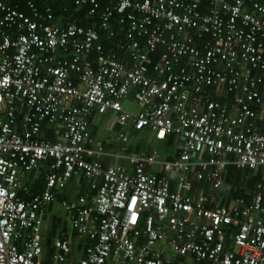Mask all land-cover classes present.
I'll list each match as a JSON object with an SVG mask.
<instances>
[{
  "label": "built area",
  "instance_id": "1",
  "mask_svg": "<svg viewBox=\"0 0 264 264\" xmlns=\"http://www.w3.org/2000/svg\"><path fill=\"white\" fill-rule=\"evenodd\" d=\"M84 4L89 26L0 0V264H44L42 215L79 177L93 194L60 203L83 254L73 263L57 238L50 264H264V184L250 200L212 194L227 166H264V0H74ZM92 113L119 125L121 152L91 146ZM42 122L56 140L40 137ZM127 127L176 138V157L131 152ZM42 168L45 188L20 196ZM191 179L210 191L196 197Z\"/></svg>",
  "mask_w": 264,
  "mask_h": 264
},
{
  "label": "crops",
  "instance_id": "2",
  "mask_svg": "<svg viewBox=\"0 0 264 264\" xmlns=\"http://www.w3.org/2000/svg\"><path fill=\"white\" fill-rule=\"evenodd\" d=\"M124 105L126 108H132L133 107V102L132 99H128L124 102ZM260 125H262L261 129L264 127V119L261 121ZM133 127H127L124 128V132L128 133L130 136V141H129V148L134 145H136V140L137 136L134 137L135 133L134 130L132 129ZM89 129L92 135V138L94 140L93 144L91 146H95L98 144H101L103 148L112 153V154H117L120 150L121 143L118 141L115 142L113 141V136L112 132L119 131L121 128L119 125L114 124L113 122V117L110 114H104V115H97L96 113H92L89 117ZM118 129V130H117ZM136 131H144L145 135L141 132L140 138L144 139L146 137L150 138L151 134H148V131H146L144 128H134ZM108 130L110 132L108 133ZM46 131V130H45ZM42 132V131H41ZM55 139H57V135L55 134ZM136 135V134H135ZM150 135V136H149ZM134 139V140H133ZM141 140V139H140ZM156 140V139H155ZM158 141V144H163L164 149H159L158 151H154L153 149L150 151H143L142 146L139 145V150H132L131 152H136V153H148V154H154L157 157H163L167 159H173L177 155V148L179 141H177L176 138L174 137H167L164 140H156ZM151 149V148H150ZM92 158V157H91ZM105 164H116V163H121V164H127L124 160L119 159L115 156H102L100 158ZM261 168L262 172V181H259L264 184V166H259ZM258 167L256 169H253L251 172L253 175L259 171ZM239 169V168H238ZM244 170V169H241ZM44 168L39 169L36 172H33L29 174L25 178V182L29 187L28 193H23L19 192L20 196L27 197L31 196L33 194L41 192L45 188V179H44ZM245 171V170H244ZM251 174V173H249ZM229 176V175H228ZM230 179V178H229ZM192 180V188L196 183L202 182V186L200 191H193V194L197 197L199 192L202 191H210V186L206 184L204 181H197L195 179ZM235 181L237 185L241 187L243 190V194L241 197H244L246 200H250L254 194V187L258 182L251 181L250 176H244L243 178H235ZM251 181V183H250ZM229 181L225 182L224 187L219 190L220 195H219V202L220 203H230L234 198L230 196V193L232 192L230 190L231 184L228 183ZM34 185V187H33ZM36 192H34V190ZM218 191V192H219ZM58 194V201L53 204H49L47 210L43 213L42 215V225H41V233L43 237V262L44 264H50L51 263V255L54 250L53 248V241L57 238H68L70 239V244H71V255L70 259L74 263L80 256L83 254V246L85 245L83 243V239L81 240L75 233L74 231H69L70 225L67 221V213L64 211L61 201L63 199L68 200V201H74L78 198L80 195H92L93 191L90 188V183L87 179L84 177H79V178H71L67 181V184L65 187L61 190L57 191ZM238 197V196H237ZM236 198V197H235ZM46 222L49 223V227L47 228ZM71 228V227H70ZM72 229V228H71ZM53 235V236H52ZM48 237L52 238L50 241V251H46V244L47 241H49Z\"/></svg>",
  "mask_w": 264,
  "mask_h": 264
},
{
  "label": "trees",
  "instance_id": "3",
  "mask_svg": "<svg viewBox=\"0 0 264 264\" xmlns=\"http://www.w3.org/2000/svg\"><path fill=\"white\" fill-rule=\"evenodd\" d=\"M37 6L43 10L45 9V6H50V11L51 14L55 17V19H60L61 22H65L67 20L69 21H74L75 23H77L78 25H82V26H89L91 25V17L88 15V10H89V6L87 4H84L82 6H76L74 5V0H36ZM23 7V6H22ZM24 8V7H23ZM26 9V8H24ZM28 11V10H26ZM115 31L117 30V37H119L121 35V29L118 27H114ZM116 40L117 38H108V36H106L105 34H101V41L103 42V44L105 45V47H107L109 50L111 51H117V47H116ZM119 57L122 59L124 58L123 54H119ZM211 92L214 93V97L220 101L221 103L224 104H230V96H222L220 94H218L216 92V90L210 89ZM41 127H42V132L40 134L41 138H45V139H49V140H56L55 139V135H54V131L47 126V124L45 122L41 123ZM134 130V132L136 131V129L132 128ZM46 130V131H45ZM118 130V129H117ZM132 132V133H134ZM144 140V137L141 139ZM130 151L132 150H139V143H137L136 145H134L133 147L131 146L129 148ZM146 152V151H145ZM89 160H91V158L89 157ZM117 164H121V163H116V164H112V165H117ZM109 165V164H107ZM259 168V167H258ZM260 170L257 171V173L255 175H253V171L252 169H238L235 166H227L226 168V173H225V177H224V182H227V180L229 181L228 183L231 184L230 186V190L232 191L230 193V196L232 198H235L237 196H241L243 194V190L241 189V187L239 185L236 184L237 181H235V178H243L244 176V172H245V176H250L251 181H254L255 183H261L259 181H262V172H261V168H259ZM252 171V172H251ZM251 173V174H249ZM229 175V176H228ZM230 178V179H229ZM250 181V183H251ZM264 182V181H263ZM202 182H200L199 184L196 183V185L193 186V191H200L201 189V185ZM257 185V184H256ZM34 187V185H33ZM256 189V186L254 187V191ZM34 190V188H33ZM219 190H214L212 192V194H219L220 195V191ZM34 192H36L34 190ZM217 194V195H218ZM218 195V198H219ZM228 203V201H226ZM53 236V235H52ZM49 241H47L46 244V251H50V241L52 240V238L48 237ZM82 240V239H81ZM84 244H86V241H83ZM197 264H206L204 261H199Z\"/></svg>",
  "mask_w": 264,
  "mask_h": 264
},
{
  "label": "rangeland",
  "instance_id": "4",
  "mask_svg": "<svg viewBox=\"0 0 264 264\" xmlns=\"http://www.w3.org/2000/svg\"><path fill=\"white\" fill-rule=\"evenodd\" d=\"M110 132V130H108V133ZM141 132L143 133V135H145L144 131H135L134 133V137L137 136V140H136V143H139V145H141L142 147V150L143 151H150V150H154L155 152L158 151L159 149H164V146L163 144H158V141H156L152 136H150V138L146 137L144 140H140L142 138H140L141 136ZM134 140V139H133ZM151 148V149H150ZM121 152V150H119ZM46 227L48 228L49 227V223L46 222ZM69 228V231H72V229L70 227Z\"/></svg>",
  "mask_w": 264,
  "mask_h": 264
}]
</instances>
